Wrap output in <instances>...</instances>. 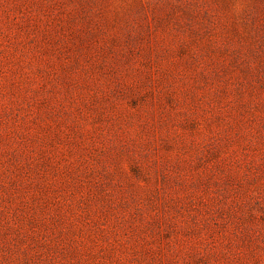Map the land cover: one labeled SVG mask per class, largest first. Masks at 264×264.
Instances as JSON below:
<instances>
[{"label":"rangeland","instance_id":"1","mask_svg":"<svg viewBox=\"0 0 264 264\" xmlns=\"http://www.w3.org/2000/svg\"><path fill=\"white\" fill-rule=\"evenodd\" d=\"M0 264H264V0H0Z\"/></svg>","mask_w":264,"mask_h":264}]
</instances>
